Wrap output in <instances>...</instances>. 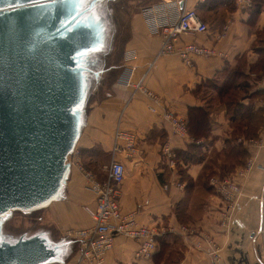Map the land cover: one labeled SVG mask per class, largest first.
<instances>
[{
    "label": "crops",
    "instance_id": "obj_1",
    "mask_svg": "<svg viewBox=\"0 0 264 264\" xmlns=\"http://www.w3.org/2000/svg\"><path fill=\"white\" fill-rule=\"evenodd\" d=\"M145 2L148 4L128 20L118 65L107 70L110 80L96 89L85 111L74 161L97 177L100 171L104 178L115 129L134 132L140 152L116 156L125 166L119 203L122 211L135 214L139 224L161 232L158 238L167 239L170 250H178L172 264H264V233L257 231L259 198L264 194V98L257 94L240 100L260 110L263 123L255 135L233 136L225 104L213 97L212 91H203L207 90L206 81L221 82L228 71L238 69L248 82L249 94H264L260 82L264 73V0H252V6L246 9L239 8L235 0L167 3L171 21L181 7L192 8L208 26L205 33L181 35L185 42L194 41L217 51L211 57L194 56L190 65L176 55H156L161 36L150 33L143 10H160L162 0ZM129 69L134 81L144 76L145 85L162 97L163 103L155 112L148 109L149 101L142 93L132 95L131 89L122 84L121 78ZM165 107L186 120L189 108H203L208 132L196 138L189 132L185 137L174 135L162 117ZM229 144L245 150V162L224 174L212 172L209 179H204L207 163L213 171L222 168V156ZM248 162L251 166L246 169ZM228 176L241 186V194L232 202L223 199L211 182ZM93 203L94 194L87 188L84 175L71 165L63 197L44 207L49 238L57 241L73 228L90 226L92 219L84 206ZM136 248L135 240L116 235L102 264H155L153 256L137 258ZM63 264L90 263L74 252Z\"/></svg>",
    "mask_w": 264,
    "mask_h": 264
},
{
    "label": "water",
    "instance_id": "obj_2",
    "mask_svg": "<svg viewBox=\"0 0 264 264\" xmlns=\"http://www.w3.org/2000/svg\"><path fill=\"white\" fill-rule=\"evenodd\" d=\"M77 1L0 0V264H48L59 255L47 231L10 240L3 221L63 197L89 73L103 71L98 54L109 36L102 0H79V26L69 29Z\"/></svg>",
    "mask_w": 264,
    "mask_h": 264
},
{
    "label": "built area",
    "instance_id": "obj_3",
    "mask_svg": "<svg viewBox=\"0 0 264 264\" xmlns=\"http://www.w3.org/2000/svg\"><path fill=\"white\" fill-rule=\"evenodd\" d=\"M171 1L162 0L160 10L152 7L143 10V16L150 33H159L161 36V45L156 55H176L186 65L191 64L194 56L211 57L216 55L217 51L213 47L182 40L181 35L205 33L208 26L192 8L181 7L177 18L171 21L169 13L166 11L167 3ZM235 2L241 9L252 6V0H235ZM132 75V69H129L121 78L122 84L131 89L132 95L136 92L142 93L149 101L148 109L155 112L156 106L163 103L162 97L145 85L144 76L134 81ZM260 82L264 85V73ZM162 117L169 123L174 135L185 137L188 134L187 121L184 117L166 107L162 111ZM75 152L73 150V153ZM137 152H140V149L136 134L117 127L113 135L112 157L104 167V178H98L94 173L83 168L79 161L72 162L71 165L84 175L87 188L94 194V203L84 206L85 211L92 219V224L87 227L71 229L66 235L77 242L80 260L90 264H102L104 254L113 247L116 235H122L137 242L135 252L137 258H150L156 250L157 239L161 232L152 226L139 224L135 214L122 211L119 203L120 185L124 179L125 166L116 156L123 153L124 156L129 157ZM250 166L251 162H248L246 169H249ZM241 172L243 170L238 171V174ZM211 182L226 201H235L241 194V186L232 176L219 180L213 178ZM167 186V184L163 185L164 188ZM262 189L264 191V184ZM259 199L261 214L257 231L264 233V194ZM180 229L187 231L185 227Z\"/></svg>",
    "mask_w": 264,
    "mask_h": 264
},
{
    "label": "rangeland",
    "instance_id": "obj_4",
    "mask_svg": "<svg viewBox=\"0 0 264 264\" xmlns=\"http://www.w3.org/2000/svg\"><path fill=\"white\" fill-rule=\"evenodd\" d=\"M147 2H145V0H105L102 3V10L108 20L107 25H108L109 36H108V42H107V49L98 54V57L101 62L100 68L103 69V72H101L98 79L96 80H94L92 77L91 86L89 88V92L86 98L85 111L90 106L91 100L98 92L97 90H100L102 87H105L108 80H110L109 79L110 77L108 76L109 73L107 74L108 68L114 65H118L119 57L121 55V50H122L121 48L122 40H123V36L125 35V33H127V29H128L127 23H128L129 18L134 13L139 12L142 6L148 4ZM116 72H119V71H115V73ZM113 78L114 76L111 79ZM217 82L220 83V81H217ZM242 82L243 80L241 78L239 80V83H242ZM241 86H242V91L240 92H237L234 90L231 91L226 97L227 99L225 98V100H228L229 102L231 101L236 102L240 99L241 96L243 95L245 96V94L248 93L249 91L247 88L249 87V85L247 86V85L242 84ZM203 91H205V94L209 92V90H203ZM261 97L264 98V94L261 95ZM237 124H235V127L237 126ZM243 124L244 123H242V125L240 126V129L244 128ZM261 124L262 122L261 123H258L256 121L254 122V126H256V129L260 127ZM241 134H246V133L245 132L236 133L237 136ZM75 151L77 152V150ZM75 153L72 152L67 158V160L70 161L71 164L74 161ZM222 157L224 159V156ZM225 157H226V160L229 161L226 166L224 165L227 168H224V169L221 168L214 172L224 174V171L228 172L230 170L229 168H231L230 167L231 163L240 160V157H237V156L229 158V156L225 154ZM212 168L213 167H211V169ZM206 173H210V171L206 170ZM97 174H98V178L103 177L100 171L97 172ZM44 211H45V208L37 209V210L27 212V213L21 212V211H12L10 216L3 221V231L11 237H18L21 234H32L36 231H41V230L48 231L49 226L45 223V219H44L45 212ZM66 238L71 239L67 236ZM77 247H78L77 242L73 240V242H71V244L69 245V250H68L66 258L70 257V255L74 252L77 253V250H78ZM171 258L175 259L177 258V256L175 254H172ZM171 263L172 261H167L166 264H171Z\"/></svg>",
    "mask_w": 264,
    "mask_h": 264
},
{
    "label": "trees",
    "instance_id": "obj_5",
    "mask_svg": "<svg viewBox=\"0 0 264 264\" xmlns=\"http://www.w3.org/2000/svg\"><path fill=\"white\" fill-rule=\"evenodd\" d=\"M258 11V9H257ZM199 15V14H198ZM200 17V16H199ZM201 18V17H200ZM242 78L243 82L239 83V80ZM247 85L248 82L245 81V78L243 77L242 73L238 69L230 70L227 72L225 75L224 79L219 83L217 82V79H210L205 82L204 86H206L207 90L212 91L214 93L213 97H216V99H219L221 102H223L226 106L227 110V115L229 117V120L231 122V125L233 127V136L236 135L237 132H245V136L249 135H255L256 126H254V122L258 123H263L262 120V114L260 110L254 109V106L248 102L247 104L241 103L240 100L245 98V97H253L255 95H263V93H258V91L253 92L252 94L248 93L245 94V96H241L240 99L236 102H229L228 100H225V98L228 96V94L231 91H237L240 92L242 91V86L241 85ZM202 85H199L197 88L199 89ZM249 90V87H247ZM201 90V89H200ZM249 94V95H248ZM227 99V98H226ZM208 116L206 111L201 108V107H191L188 110V117H187V128L188 132L193 136V137H199L202 135H205L208 130H209V124H208ZM238 122V124H237ZM241 123V124H239ZM243 124V129H240V126ZM235 124L237 126L235 127ZM250 125V126H249ZM239 127V128H237ZM225 154H227L230 157H240L239 161H235L231 163L230 167H233L235 164H243L245 162V150L240 148L239 146H235L232 144H229L227 150L224 151V159H223V166L222 169L227 168L225 167L229 161L226 160ZM187 156V155H185ZM187 157H185L186 160ZM192 158V157H191ZM196 159H198L196 157ZM225 165V166H224ZM212 166L208 165V163L205 165V172L203 173V178L204 179H209L212 175V172H214L211 169ZM206 170H209L210 173H206ZM8 239L12 240L13 238L9 235ZM167 239H162L158 238L157 239V253H154L152 256L155 258V264H166L167 261H172L173 259L172 254H175L176 256H179V252L177 249L175 250H170L168 248L169 243L166 241ZM53 241V240H52ZM60 243V248H59V255L52 261L51 263H58V264H63L66 260V256L69 250V245L73 240L68 239V238H62L57 240ZM155 250V251H156ZM154 251V252H155ZM48 263V264H51ZM172 264V263H171Z\"/></svg>",
    "mask_w": 264,
    "mask_h": 264
},
{
    "label": "flooded vegetation",
    "instance_id": "obj_6",
    "mask_svg": "<svg viewBox=\"0 0 264 264\" xmlns=\"http://www.w3.org/2000/svg\"><path fill=\"white\" fill-rule=\"evenodd\" d=\"M45 1H47V0H45ZM105 0H102L101 1V5L99 6V8L102 10V3L104 2ZM78 3H77V11H76V15L78 14V16L74 19V21L71 23V25H70V27H69V29L70 30H72L74 27V25L75 24H78V26H79V0L77 1ZM91 2V0H86V5H89V3ZM98 4H100L99 2L98 3H96V5H98ZM104 13V12H103ZM96 70V69H95ZM103 72V71H102ZM101 73H99V75H100ZM99 75L98 76H95L93 73H89V76H90V78H91V81H92V77H93V79L94 80H96V79H98V77H99Z\"/></svg>",
    "mask_w": 264,
    "mask_h": 264
},
{
    "label": "snow or ice",
    "instance_id": "obj_7",
    "mask_svg": "<svg viewBox=\"0 0 264 264\" xmlns=\"http://www.w3.org/2000/svg\"><path fill=\"white\" fill-rule=\"evenodd\" d=\"M57 2H63V0H50V3H57ZM73 19H75V17H73ZM70 23H69V27H70Z\"/></svg>",
    "mask_w": 264,
    "mask_h": 264
}]
</instances>
